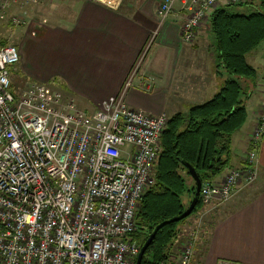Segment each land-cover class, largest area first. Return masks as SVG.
<instances>
[{"label":"built area","instance_id":"1","mask_svg":"<svg viewBox=\"0 0 264 264\" xmlns=\"http://www.w3.org/2000/svg\"><path fill=\"white\" fill-rule=\"evenodd\" d=\"M244 1L161 0L158 27L146 48L172 18L180 21L181 42L191 45L218 7ZM37 2L0 0V19L27 26L28 9ZM19 61L16 46L0 45V264H135L136 211L155 184L160 139L170 118L127 106L137 69L120 94L87 113L43 85L14 87L10 69ZM263 139L264 104L243 167L201 184L196 215L202 222L256 182ZM199 233L198 227L188 230L175 264L192 263Z\"/></svg>","mask_w":264,"mask_h":264},{"label":"crops","instance_id":"2","mask_svg":"<svg viewBox=\"0 0 264 264\" xmlns=\"http://www.w3.org/2000/svg\"><path fill=\"white\" fill-rule=\"evenodd\" d=\"M160 1L114 0L111 7L106 0H73L61 12L56 6L53 15L46 16L45 21L52 25L49 27L53 31L48 33V40L60 43L65 39L71 46L77 44L86 49L85 72L80 75L79 84H67L66 90L75 102L81 100L89 108L85 112H94L120 94L135 69L126 104L152 116L166 114L170 118L186 112L191 106L208 101L220 89L225 76L217 72L214 39L207 26L198 30L193 44L186 45L180 40V21L172 18L162 26L151 47L146 48L158 27L156 10ZM246 60L256 72L257 86L246 102V121L232 137L229 170L243 167L242 155L264 103V42ZM144 65L146 72L143 71L152 79L139 75ZM15 70L11 69V77L20 79L12 74ZM257 169L254 185L238 191L227 203L208 213L224 214L208 220L191 264H264V139ZM222 178L218 176L213 182ZM191 218L180 230L168 264H175L174 259L192 227Z\"/></svg>","mask_w":264,"mask_h":264},{"label":"trees","instance_id":"3","mask_svg":"<svg viewBox=\"0 0 264 264\" xmlns=\"http://www.w3.org/2000/svg\"><path fill=\"white\" fill-rule=\"evenodd\" d=\"M233 7H243L247 13H233ZM207 30L214 39L217 72L225 79L208 101L170 117L161 136L155 184L139 202L132 240L141 248L161 227L140 264H168L179 226L200 208L198 200L189 217L162 225L181 215L193 199L195 183L185 165L194 169L201 183L213 182L231 168L232 137L246 121V102L257 86L246 56L264 42V0L218 7Z\"/></svg>","mask_w":264,"mask_h":264},{"label":"rangeland","instance_id":"4","mask_svg":"<svg viewBox=\"0 0 264 264\" xmlns=\"http://www.w3.org/2000/svg\"><path fill=\"white\" fill-rule=\"evenodd\" d=\"M72 3L73 0H38L36 5L28 9L31 22L29 21L26 27L13 26L8 18L0 19V42L16 46L19 50L20 61L15 66L16 70L12 74L18 75L20 79H13V77H11L14 87L23 86L21 84H24V86L43 85L50 92L60 93L72 100L80 110L87 111L89 108L85 107V105L81 103V100L75 99V102L73 97L66 91L68 90L67 84H79L80 75H83L85 72V70H83L85 65L83 60L86 58L85 47L77 44L71 46L69 45V41H65V39L57 43L54 40H48L47 37L48 33H53V31L50 30L52 25L45 21L46 16H48L49 13L53 15L56 6L59 7V11L61 12L68 4L71 5ZM15 12L16 11L13 10L12 14ZM232 12L240 14L247 13L243 7H233ZM36 24L38 25L35 26ZM32 33H34V35L36 34V37H33ZM37 40L42 42L36 44L35 41ZM139 70H142L139 75L152 79L151 76L145 73L146 65ZM24 73H26V76L22 75ZM224 175L226 174L222 176L224 177ZM183 200L186 205L187 200L185 198ZM220 214H218L219 216L216 215L217 217L207 214L203 222L200 219L201 214L199 216L196 214L192 215L191 217H194H190L191 228L198 227L200 231L199 237H201L202 232L206 229L207 222H209L208 220H212L214 217L218 219L224 213ZM188 220L189 218L179 226V230L182 229L183 225H185Z\"/></svg>","mask_w":264,"mask_h":264},{"label":"water","instance_id":"5","mask_svg":"<svg viewBox=\"0 0 264 264\" xmlns=\"http://www.w3.org/2000/svg\"><path fill=\"white\" fill-rule=\"evenodd\" d=\"M185 166H186V168H187V170H188V172L190 174V177L192 178V180L195 183V192H194L193 199L191 200L188 208L181 215L169 220L168 222L163 223L162 225L167 224V223H176V222H179V221L189 217L191 215V213L193 212V210L195 209L196 205H197L199 192H200V187H201L202 183H201L200 179L198 178V176H197L196 172L194 171V169L191 166L187 165V164ZM160 227H161V225L154 229V231L149 235L148 239L145 241L143 246L140 248L138 256H137L136 261H135V264H140L141 263V260H142V257L144 255L145 251L151 245V243L154 240V237L156 235V232L158 231V229Z\"/></svg>","mask_w":264,"mask_h":264}]
</instances>
